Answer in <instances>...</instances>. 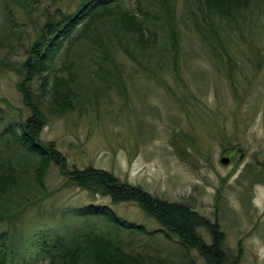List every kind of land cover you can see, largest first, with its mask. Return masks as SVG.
<instances>
[{
    "label": "rangeland",
    "instance_id": "374dc122",
    "mask_svg": "<svg viewBox=\"0 0 264 264\" xmlns=\"http://www.w3.org/2000/svg\"><path fill=\"white\" fill-rule=\"evenodd\" d=\"M82 3L38 0L21 5L0 0L5 40L0 46V113L7 123L31 116L19 89L18 69L33 59L30 51L40 43L44 27L58 11L73 14ZM260 23L247 26L245 40L239 36L232 63L214 58L195 35L186 38L170 68L155 75L118 56L124 64L121 79L97 84V89L80 85L74 111L48 116L40 140L56 144L68 170H105L155 198L188 205L219 224L226 248L241 253V264H264V21ZM52 41L53 36L45 35L41 43ZM82 58L83 66L92 70L89 57ZM62 60L60 53L53 68ZM223 157L230 163L222 164ZM65 175L61 165L52 163L45 177L46 195L21 218V255L38 233L114 232L102 219L87 224L67 214L90 204L108 205L122 220L150 232L161 228L137 202L114 205L108 197L71 185ZM5 228L0 225V232ZM199 232L205 243H212L208 230ZM156 236L124 232L121 237L153 249L156 243L181 264L190 261L179 253L176 238ZM190 254L205 264L194 251Z\"/></svg>",
    "mask_w": 264,
    "mask_h": 264
},
{
    "label": "trees",
    "instance_id": "16d2710c",
    "mask_svg": "<svg viewBox=\"0 0 264 264\" xmlns=\"http://www.w3.org/2000/svg\"><path fill=\"white\" fill-rule=\"evenodd\" d=\"M62 13L58 11L44 27L40 43L30 51L33 59L18 69L22 76L19 89L31 116L12 124L0 113V225L6 227L0 232V264H181L156 243L153 249L133 239L125 242L124 232L176 238L179 253L190 260L187 264H198L191 258L192 251L205 264H241V253L228 251L217 222L184 203H169L122 183L108 171L91 167L68 170L56 144L44 145L40 136L48 116L74 111L81 97L80 85L97 89V84L121 79L124 64L118 56L155 75L169 69L181 55L186 38L195 35L214 58L232 63L239 36L245 40L248 25H262L264 0H83L76 13ZM1 34L0 46L5 41ZM45 35L53 36L46 46L41 43ZM60 53L63 60L53 68ZM86 55L93 67L90 71L91 66H83ZM52 163L61 165L68 183L108 197L114 205L137 202L161 228L150 232L122 220L108 205L90 204L67 214L85 219L87 224L102 219L114 232L65 229L66 233L57 231L53 236L38 233L27 243L26 255H21V218L46 195L45 177ZM202 228L211 234V244L201 237Z\"/></svg>",
    "mask_w": 264,
    "mask_h": 264
},
{
    "label": "water",
    "instance_id": "95a60500",
    "mask_svg": "<svg viewBox=\"0 0 264 264\" xmlns=\"http://www.w3.org/2000/svg\"><path fill=\"white\" fill-rule=\"evenodd\" d=\"M221 162H222V164L226 165V164H229L230 163V159L228 157H223L221 159Z\"/></svg>",
    "mask_w": 264,
    "mask_h": 264
}]
</instances>
